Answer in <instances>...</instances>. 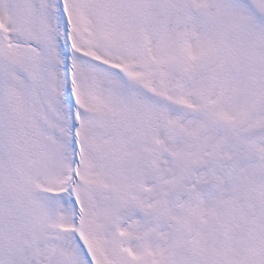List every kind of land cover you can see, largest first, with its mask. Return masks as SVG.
I'll return each mask as SVG.
<instances>
[{"label":"snow or ice","instance_id":"snow-or-ice-1","mask_svg":"<svg viewBox=\"0 0 264 264\" xmlns=\"http://www.w3.org/2000/svg\"><path fill=\"white\" fill-rule=\"evenodd\" d=\"M0 264H264V0H0Z\"/></svg>","mask_w":264,"mask_h":264}]
</instances>
